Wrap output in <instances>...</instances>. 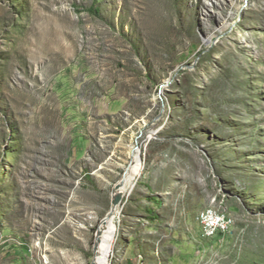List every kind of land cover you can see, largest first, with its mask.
I'll return each mask as SVG.
<instances>
[{
	"label": "rangeland",
	"instance_id": "rangeland-1",
	"mask_svg": "<svg viewBox=\"0 0 264 264\" xmlns=\"http://www.w3.org/2000/svg\"><path fill=\"white\" fill-rule=\"evenodd\" d=\"M134 163L109 264H264V0H0V264H92Z\"/></svg>",
	"mask_w": 264,
	"mask_h": 264
},
{
	"label": "bare ground",
	"instance_id": "bare-ground-1",
	"mask_svg": "<svg viewBox=\"0 0 264 264\" xmlns=\"http://www.w3.org/2000/svg\"><path fill=\"white\" fill-rule=\"evenodd\" d=\"M136 161V160H135ZM137 164L134 163L131 167L130 172L125 174L123 180V186L121 188V193L126 188V183L131 176V174L136 170ZM119 213V207L112 208V211L107 215V217L102 221L97 237V245H96V257L94 260L95 264H109L111 259V252L114 247V242L116 240L118 226L116 224L117 215ZM212 214L213 222H221V219L224 217L229 224L233 225V219L225 212L221 211L217 206L211 205L205 207L198 216V221L201 224L203 230V236L207 238H212V236H216L220 233L219 228H210L209 234V219ZM231 226L227 228V232L231 229ZM95 248V247H94Z\"/></svg>",
	"mask_w": 264,
	"mask_h": 264
},
{
	"label": "crops",
	"instance_id": "crops-1",
	"mask_svg": "<svg viewBox=\"0 0 264 264\" xmlns=\"http://www.w3.org/2000/svg\"><path fill=\"white\" fill-rule=\"evenodd\" d=\"M129 251L127 252L126 255L129 256ZM146 255V254H145ZM141 256L140 254L137 255V260L140 258L141 259ZM148 256V255H146ZM172 257H175L174 259H172V264H188V250L186 248L182 249L181 247H177L175 248L174 252L172 253ZM143 260H144V257L142 256ZM124 261H128L127 264H135L136 261L131 259H127V258H124L123 262ZM139 262V261H138ZM124 264V263H123Z\"/></svg>",
	"mask_w": 264,
	"mask_h": 264
},
{
	"label": "water",
	"instance_id": "water-1",
	"mask_svg": "<svg viewBox=\"0 0 264 264\" xmlns=\"http://www.w3.org/2000/svg\"><path fill=\"white\" fill-rule=\"evenodd\" d=\"M122 186H123V180L121 179L115 185V188H114V191H113V201H112V204H113L114 207H119L122 204V202H123L124 194H122L121 191H120L121 188H122ZM97 241H98V237L96 239L95 250H96ZM92 264H95V263L93 262Z\"/></svg>",
	"mask_w": 264,
	"mask_h": 264
},
{
	"label": "built area",
	"instance_id": "built-area-1",
	"mask_svg": "<svg viewBox=\"0 0 264 264\" xmlns=\"http://www.w3.org/2000/svg\"><path fill=\"white\" fill-rule=\"evenodd\" d=\"M230 226L231 225L229 224L228 221L225 220L224 217L221 219V222H213L212 214L210 215V219H209V234H210V228H219L220 233L225 234V233H227V228L230 227Z\"/></svg>",
	"mask_w": 264,
	"mask_h": 264
}]
</instances>
